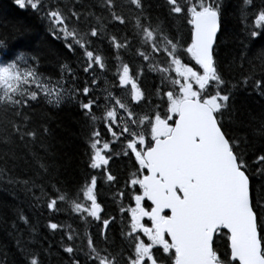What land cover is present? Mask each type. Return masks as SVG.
Segmentation results:
<instances>
[{
  "label": "snow or ice",
  "instance_id": "snow-or-ice-1",
  "mask_svg": "<svg viewBox=\"0 0 264 264\" xmlns=\"http://www.w3.org/2000/svg\"><path fill=\"white\" fill-rule=\"evenodd\" d=\"M14 3L43 13L52 35L63 38L88 76L82 87H71L77 76L68 64H59V73L51 76L40 71L38 57L24 52L0 60V129L7 133L0 137V147L14 161L21 159L15 152L17 141L28 150L24 162L33 176L15 182L31 196L34 207L59 212L66 204L83 222L80 233L48 220L49 229L63 230L60 247L69 255V264H264V149L249 156V139L232 127L239 116L240 92L251 89L264 97V50L259 53V75L253 66L242 71L241 78H226L217 53L223 0H166L168 16L181 19L186 34L154 20L146 0H128L127 5L100 0L98 9L79 0H73L72 7L61 6L59 0ZM241 4L246 39H264V7L250 20L247 11L253 0ZM129 25L124 34L109 32ZM97 42L107 43L110 59L97 54ZM5 47L0 38V49ZM239 58L245 59L243 51ZM110 64L112 80H105L98 93L97 70L107 73ZM152 73L159 83L147 89L143 79ZM76 96L84 97L79 107L88 127L87 159L81 180L67 188L52 174L47 118L36 123L31 109L39 98L59 106ZM251 132L264 140V113ZM118 158H126L130 166L124 190L114 197L120 201L117 250L108 234L117 217L107 215L98 195L101 178L118 182L111 170ZM91 221L97 222L95 238L89 232ZM11 230L18 264H45L51 249L33 247L26 238L35 240L36 235L23 210L15 212ZM0 264H8L6 255Z\"/></svg>",
  "mask_w": 264,
  "mask_h": 264
},
{
  "label": "trees",
  "instance_id": "trees-1",
  "mask_svg": "<svg viewBox=\"0 0 264 264\" xmlns=\"http://www.w3.org/2000/svg\"><path fill=\"white\" fill-rule=\"evenodd\" d=\"M122 4L127 5L128 0H121ZM49 3H57V0H49ZM61 6L67 5L72 7L73 0H59ZM79 3L87 7L96 5L100 6V0H79ZM224 14L222 17V29L217 49L218 58L226 78H241V72H247L253 66L259 69L261 59L259 53L264 50V39L257 38L254 41L246 39V33L243 31L245 25L241 23V0H223ZM148 13L154 20L159 19L169 25L172 31L179 30L181 34L187 33V28L181 19L168 16L166 0H146ZM264 7V0H253V6L248 9L247 15L250 20H254L255 11ZM96 10V9H92ZM130 10L125 8V14L129 15ZM43 13L37 14L30 8L21 9L15 5L14 0H0V38L7 42V47L0 49V60H7L24 52L26 57H38V66L42 73L55 76L59 73V64H68L75 71L77 79L74 83L70 82L71 87H82L88 79V76L82 71L81 64L77 55L69 52L65 46L63 38L56 39L49 30V24L46 19H42ZM124 26L116 29H109V32L115 31L117 34H124L130 31ZM243 45H247L246 48ZM97 54L103 55L110 59L111 50L107 43L96 44ZM243 51L245 59L239 58L240 52ZM129 57L126 56V59ZM59 62V63H58ZM251 62V63H250ZM136 66L139 61H135ZM99 84L96 86V92L101 93L105 87V80L111 82L114 68L109 65L107 73H99ZM144 87L152 89L153 84H158L159 79L156 73L149 74L143 79ZM83 96H76L64 100L59 106L49 104L47 100L39 98L38 102L33 101L31 111L36 113L34 118L39 123L42 118H47L45 123L50 130L47 137L49 145L48 155L52 157L53 169L52 174L61 184L67 188H73L81 180L85 170L86 139L88 127L84 115L79 107ZM236 107L239 109V116L236 123L232 125L233 130L241 137H247L250 141L249 156L253 153L261 154L260 149H264V140L258 136H253L251 129L255 120L264 113V97H261L253 90L240 92L236 98ZM99 114V113H98ZM4 119L0 115V120ZM252 121V123H249ZM8 132L11 131L9 128ZM7 133L0 129V137ZM119 148V145H117ZM16 156L21 157L19 160H13L11 154L4 147H0V257L6 255L8 264H18L19 256L17 255L16 240L11 230V225L15 219V212L23 210L25 215L29 216L31 225L35 227L36 239L31 236L26 238L33 247L50 248L51 254L44 257L45 264H69V255L63 252L60 247L62 231H53L47 227L48 220L61 225H71L83 233V222L68 210V205L61 204L59 212H50L46 207H34L30 195H26L20 183L33 176L32 167L24 161L28 159L26 153L28 150L22 143L17 141L15 146ZM254 160V157H253ZM130 162L124 159H116L111 163V170L119 180L117 183L109 184L103 178L100 179L98 202L102 203V208L107 215L117 217L116 224L109 231V236L116 240L117 250L120 245V213L117 205L120 201H114L118 191L124 190V177L126 169ZM254 184L259 186L257 181ZM129 200L124 198L123 204L127 206ZM91 220V218H89ZM96 223L91 221L89 232L95 238ZM23 228L24 226L21 225ZM27 232V229H25ZM66 239V237H65ZM80 241H77L79 244ZM221 251H223L224 241H218ZM83 261L84 257H80Z\"/></svg>",
  "mask_w": 264,
  "mask_h": 264
}]
</instances>
